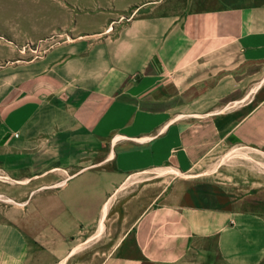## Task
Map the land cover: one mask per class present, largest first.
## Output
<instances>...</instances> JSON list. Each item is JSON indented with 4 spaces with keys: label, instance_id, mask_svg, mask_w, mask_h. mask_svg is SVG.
I'll return each mask as SVG.
<instances>
[{
    "label": "crops",
    "instance_id": "obj_1",
    "mask_svg": "<svg viewBox=\"0 0 264 264\" xmlns=\"http://www.w3.org/2000/svg\"><path fill=\"white\" fill-rule=\"evenodd\" d=\"M7 1L0 170L25 185L65 177L0 214V264H95L96 231L121 211L127 224L98 264H264V209L139 207L136 190L150 187L123 185L163 165L188 170L224 141L264 153V96L241 114L251 100L226 105L264 71V0ZM29 41L48 44L23 59Z\"/></svg>",
    "mask_w": 264,
    "mask_h": 264
},
{
    "label": "rangeland",
    "instance_id": "obj_2",
    "mask_svg": "<svg viewBox=\"0 0 264 264\" xmlns=\"http://www.w3.org/2000/svg\"><path fill=\"white\" fill-rule=\"evenodd\" d=\"M190 2L193 7H210L212 2L207 0H169L166 9L183 7ZM1 19L6 20L8 13L17 8L16 2L1 0ZM91 21V20H90ZM99 20L96 19V22ZM28 37H36L27 34ZM66 37V36H65ZM1 42L7 40L0 38ZM28 46L22 48L21 58L28 59L40 55L48 43L29 41ZM26 44V45H27ZM42 44V45H41ZM255 69V68H253ZM264 71L258 78L250 82L246 91H251L242 102L228 100L227 106L235 107L251 102L239 109V113L246 111L254 103L264 96ZM256 92V93H255ZM246 92H243L245 94ZM74 170L71 169L69 174ZM65 175L61 171H53L44 178H33L26 185L24 176H10L0 170V214L6 211L8 206L18 208L27 197L29 189H35L46 182L49 185H58L63 181ZM152 178V179H151ZM128 187L148 186L149 190H136V204L143 207L152 200L180 199L190 204H214L215 202L227 203L239 209H264V153L234 142H220L200 161L196 162L188 170L182 171L169 167L159 166L142 173H131L123 184ZM26 186V187H25ZM26 188L27 190H23ZM115 208V207H113ZM115 212L112 210L111 214ZM113 219L107 220L112 225L108 230L101 222L96 231L97 238L103 235L102 243L96 244L97 254L94 259L98 264L104 255L114 246L123 225L127 224L126 211L115 213ZM109 232V237L106 235Z\"/></svg>",
    "mask_w": 264,
    "mask_h": 264
}]
</instances>
